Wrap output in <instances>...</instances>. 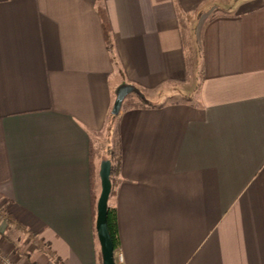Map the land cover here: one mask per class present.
<instances>
[{
  "label": "crops",
  "instance_id": "crops-1",
  "mask_svg": "<svg viewBox=\"0 0 264 264\" xmlns=\"http://www.w3.org/2000/svg\"><path fill=\"white\" fill-rule=\"evenodd\" d=\"M111 145L115 264H264V0H0V264H101Z\"/></svg>",
  "mask_w": 264,
  "mask_h": 264
},
{
  "label": "water",
  "instance_id": "water-1",
  "mask_svg": "<svg viewBox=\"0 0 264 264\" xmlns=\"http://www.w3.org/2000/svg\"><path fill=\"white\" fill-rule=\"evenodd\" d=\"M130 93H139L132 84L122 83L115 90V98L111 107V114L117 115L124 98ZM111 162L102 159L99 165L100 193L96 201L95 230L100 246L102 264H115L114 247L107 226L108 199L111 193L110 181Z\"/></svg>",
  "mask_w": 264,
  "mask_h": 264
},
{
  "label": "trees",
  "instance_id": "trees-1",
  "mask_svg": "<svg viewBox=\"0 0 264 264\" xmlns=\"http://www.w3.org/2000/svg\"><path fill=\"white\" fill-rule=\"evenodd\" d=\"M104 25L107 27V23H104ZM107 32V31H106ZM137 106V105H136ZM115 116H112L114 118ZM103 159H109L111 162V170H110V181L111 184L114 179V175L117 173V162H118V152L117 148L115 145L107 146L104 150V156L102 157ZM95 214H96V209H95ZM107 226H108V231L112 239L113 247L114 250L118 246V237H117V229H116V215H115V209L111 206L108 205L107 209ZM100 261L102 264V259H101V254H100Z\"/></svg>",
  "mask_w": 264,
  "mask_h": 264
},
{
  "label": "rangeland",
  "instance_id": "rangeland-1",
  "mask_svg": "<svg viewBox=\"0 0 264 264\" xmlns=\"http://www.w3.org/2000/svg\"><path fill=\"white\" fill-rule=\"evenodd\" d=\"M193 43V41H192ZM188 44L184 43V50H185V53H186V63H189L190 61V65H193L191 63V60H192V57H194V55L191 54V50L189 49V47H187ZM191 47H193L192 45H190ZM192 53L194 54V52L192 51ZM178 88H175L173 91V95L174 97H178V96H181L182 95L177 91ZM128 97L126 98L125 100V105L126 106H136V105H143L145 104L144 100L141 98V96H139L138 93H130L127 95ZM186 97V96H185ZM110 140H111V137H110Z\"/></svg>",
  "mask_w": 264,
  "mask_h": 264
},
{
  "label": "built area",
  "instance_id": "built-area-1",
  "mask_svg": "<svg viewBox=\"0 0 264 264\" xmlns=\"http://www.w3.org/2000/svg\"><path fill=\"white\" fill-rule=\"evenodd\" d=\"M118 258L121 260V256L120 255L118 256ZM4 263L5 264H10V262L7 259L4 260Z\"/></svg>",
  "mask_w": 264,
  "mask_h": 264
}]
</instances>
